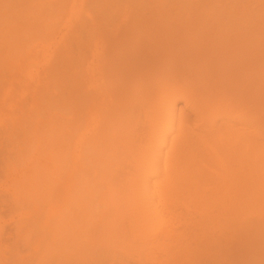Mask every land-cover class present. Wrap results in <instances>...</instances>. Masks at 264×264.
I'll return each mask as SVG.
<instances>
[{"label":"bare ground","instance_id":"obj_1","mask_svg":"<svg viewBox=\"0 0 264 264\" xmlns=\"http://www.w3.org/2000/svg\"><path fill=\"white\" fill-rule=\"evenodd\" d=\"M0 264H264V0H0Z\"/></svg>","mask_w":264,"mask_h":264}]
</instances>
